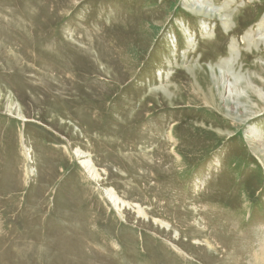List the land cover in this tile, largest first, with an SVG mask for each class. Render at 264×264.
Listing matches in <instances>:
<instances>
[{
    "label": "rangeland",
    "instance_id": "374dc122",
    "mask_svg": "<svg viewBox=\"0 0 264 264\" xmlns=\"http://www.w3.org/2000/svg\"><path fill=\"white\" fill-rule=\"evenodd\" d=\"M258 143L264 0H0V264H252Z\"/></svg>",
    "mask_w": 264,
    "mask_h": 264
},
{
    "label": "bare ground",
    "instance_id": "6f19581e",
    "mask_svg": "<svg viewBox=\"0 0 264 264\" xmlns=\"http://www.w3.org/2000/svg\"><path fill=\"white\" fill-rule=\"evenodd\" d=\"M254 4V3H253ZM249 57V56H248ZM256 65V64H255ZM258 65V64H257ZM257 65L255 67V69L257 68ZM247 67V66H246ZM162 85H165V84H162ZM167 85V84H166ZM55 87H58V86H55ZM164 89H165V86H163ZM257 135V140L259 139V133H255ZM257 145V144H256ZM260 145V146H259ZM256 148V151L259 153V154H262L261 157L264 159V145L263 143H258V146H254ZM87 159V158H86ZM83 161V160H82ZM83 166L86 167V169H89L90 172H92L94 175L98 176L99 174L94 170V167H93V164L87 159L86 161H83L82 162ZM99 177V176H98ZM109 192H106L107 193V198L109 200H111L114 205V207L116 209H119V202L117 201L115 195L112 193L111 190H108ZM106 196V195H105ZM111 203V202H110ZM118 205V207L116 206ZM252 261V264H264V239L262 241V243L260 244V247L256 250L254 256L252 257L251 259Z\"/></svg>",
    "mask_w": 264,
    "mask_h": 264
}]
</instances>
